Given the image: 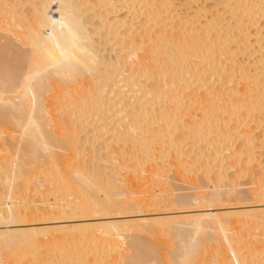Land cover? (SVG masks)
I'll return each mask as SVG.
<instances>
[{"label":"bare ground","instance_id":"bare-ground-1","mask_svg":"<svg viewBox=\"0 0 264 264\" xmlns=\"http://www.w3.org/2000/svg\"><path fill=\"white\" fill-rule=\"evenodd\" d=\"M174 1L175 0H0V121H3V122H0V123H3L0 126L3 127V125H5L4 121L5 122L7 121L6 124L8 122L10 124L11 121H12L11 122L12 124L14 121L15 127L13 126V124L12 126L11 125L10 126L12 128L14 127L13 129L16 128L15 130H17L16 133L18 134L17 139L19 140L18 143H16L17 151L14 152L13 149H11L13 151V156L11 155V153H9L12 156V159H11V156L10 158L8 157L9 155L7 153L10 149L9 150H7L8 148L5 149V151L7 150V152L3 150L5 152L4 154L8 158L5 157V155L1 156V154H3L2 153L3 151L2 149L0 150L1 160L3 158L9 159V160L3 159L5 162L7 161L6 164H3L4 163L3 160H2L3 163L0 162L1 166L4 165L3 167H0V171L2 174H5L4 175L5 177L3 176L4 179L0 177V181L2 182V183L0 182V185L3 184L5 186V189L8 188L9 190L8 192H11V189H12L11 187L14 186L13 182H19V180L20 181L24 180L26 176L30 175L29 176L30 179H28L29 184H30V181L32 180L34 176L37 181V179L39 178L38 174L40 173L39 175H41L42 173L41 175L42 180L41 178L39 179L42 182L43 180H45V182L43 183L46 186L45 187L46 190H48L49 188L50 190L49 194L53 192L57 193V195L61 193L63 194L65 190L68 191L67 190V184H68L73 188V190L77 189L78 191L77 193L78 195L76 194V196H80V197H77V200H79V204H80L79 209H81L80 211L82 214L85 213V216L88 215V217L90 215H96V214L109 215L106 217L108 219L106 221H103V222L100 221V223L97 222V224L96 222H92L91 224L85 225V228L89 227L87 228L88 229L87 231H89V233H85V235L83 233L84 237L82 235V238H81L82 241L80 238H78L79 240L77 241V243L73 241L75 238H77L75 236H78L79 234L78 232H80L79 235H81L82 231L80 230H84V227H83L84 225L80 226L77 224L76 225L78 227L72 225L73 226L72 228L78 231L76 232L78 234H76L72 238L73 240L71 239L73 243L71 242V240H69L70 243L67 242L69 238L66 240L65 239L63 240V242H65V244L68 246L60 248L61 245L60 246L59 244L58 246L55 245L53 243L54 240L51 241L52 239L51 240L49 239V241H46L48 242V244L49 243L52 244L51 252H50L51 255H49L48 253V255L50 256L48 257L47 254H44L45 253L44 250L46 249L44 245L45 242H44L43 237L41 238L40 236H44V232L46 233V231L48 230H54L56 232L58 230L60 231L61 229L62 230L65 229L66 226L60 227L62 225L55 226V227H53V225L49 226V224L51 223L50 220L53 221L56 219L73 216L74 214H72L71 211H75L78 208L75 209L72 206L73 204L71 203L72 200L71 202H69L70 203L69 205H71L73 208L71 209L70 207H67V205H66L67 208H64V205L67 203H65L64 205L62 204V198H60V197H63L61 196L62 194L60 195V197L58 196V198H53L52 200L49 199L45 201L46 200L45 192L47 193L49 190L48 191L42 190L43 193H41L40 192L41 188L40 190H37L36 193L39 191L41 193L40 194L38 192L40 196L44 194L43 198L45 202L51 201L46 204V205L50 204V207L48 205L49 209L46 212L39 213L37 211L40 209L36 210L35 209L36 207L31 208L33 206V202H35V200L33 199H32L33 201H30V200L27 201V205H26V202H24L23 204L22 203L20 204V202L16 201L18 199L15 200V198L16 197L20 198V194L24 195V197L26 196L25 194L26 192H28V190L27 191L23 190L25 192L24 194L22 193L23 191L21 193L19 192L20 190H22V187L24 188L28 186L26 185L27 184L26 181L28 178L27 177L25 178L24 182L23 181L20 182L21 184L26 183L25 185H22V186L20 185L21 188L20 187L15 188V190L16 189L17 190L16 191L13 190L10 193V196H12V198L10 200L8 199L9 202L5 200L6 202L4 201V203L0 204V256L2 254L1 257H5L4 254H6V257L8 258V260L6 259L7 261L4 262V264H45L44 262L46 261H47L46 264H90V262H92L91 261L92 258H90L91 260L86 259L84 258V254H87V253L89 254L90 252L93 256L96 254V252H99L102 250H103L102 252L104 253V248L108 247L107 243L106 244L104 243L107 242V239L110 236L108 238H105L103 236L105 239L102 237V241L99 242L100 238L97 237V235H95L96 232L95 233L92 232L91 230L92 227L97 226V225L99 226L102 225V226H105V228L103 227L104 230L108 231V229L111 228V227L109 228V226H113L117 223L115 222L113 218L117 217V215L119 216L118 213L120 212L127 213L128 211L132 210L130 208L134 206V205L132 206L126 203L122 199H119V200L116 199L118 197L119 198L122 197L118 193L119 191L118 189L120 188L119 186H121L122 188L126 187L128 189L131 188L135 184L134 181L138 180L139 175L141 176L142 174L149 175L150 178L147 177L146 179L149 184L150 183L160 184L161 183L160 180H162L161 178H163L165 181L166 176L162 175V173L164 172V169L168 168V166L167 168H163L161 167L162 166L161 161L148 163L146 160L148 158L149 159L158 158L160 155L164 154V152L167 151L168 148H170L171 151L173 150L176 156L175 161L173 162L170 160L168 165L169 167H171L174 164L177 167L176 172L175 171L174 172L178 173L179 175L181 174L182 170H185L187 167H190L197 160V159L195 161L193 160L191 163H190L191 161L190 160L189 161L190 164L188 162L184 163L185 159H182L183 157L182 155H184L185 152L182 150L183 148L181 146H180L181 147L180 149L179 144L182 145L181 137L185 138V136L177 135L178 137H174L175 135L173 136V130H172L173 127L170 128L169 126L171 125L170 123L173 122V120L174 122L177 121L176 117H179V114L181 112V107L179 108L180 103H185L184 100L186 99L182 98V96L184 95L182 94V92L184 91L185 88H189V89L192 88L191 92L195 94V96L197 95L196 97L194 96L195 98H197L200 95V93L197 92V89L201 88L202 85L206 84L207 83L206 81L210 79V77L212 78L214 75L216 76V74L218 76L219 75L218 73L220 70H223L224 73L228 71L227 76L226 75L223 76L225 77V81L224 82L218 81L219 84L217 82V85H218L216 86L217 88L212 90L214 91L213 97L212 95H210L212 94V92L211 93L209 92L210 93L209 96H211V98L209 96H208L209 98L207 97L205 98L203 94H205L206 96L208 94L201 93L202 94L201 96H203L201 97L202 99L198 97L197 99L194 100L192 98L193 94L190 91H189L190 92L189 96L186 94L187 99L188 97L191 96V98H189L190 100L192 99L196 101L197 103L198 102L200 103V101L205 102L204 110L202 111V115L199 117L200 118L199 121L203 125L199 121L197 122L192 121L188 124L185 122L186 125H183L184 126L183 129L186 128V132L187 130L188 131L190 130L192 132L191 133L189 131L191 133L190 134L191 137L193 139L195 137L194 142L191 140L194 144L199 143V142L202 144L205 142L206 145L210 144L212 140L214 139H211V141H209L210 140L209 133L216 134L217 131L225 132L223 134H225L229 138V135L227 134L235 130V128H233L234 125L233 127L231 126L232 128L225 126L224 125L225 122L223 120L224 118L221 117V114L225 112L227 115H232L234 117L237 116L238 113L236 114V109H235L236 107L234 106L237 103V101L240 100L235 96L237 94H242L244 92L242 95H244L247 99L245 100L244 99L245 97H244L243 98L244 101L243 99L241 100L243 102L246 101L245 102L246 105H244L243 103L245 109L248 108L247 112H249L251 115L257 112V115H255V117L260 116V118L255 119V121L257 120L256 124L257 123L259 124V122L261 123L262 120H264V115L262 116L263 113L260 115V112L264 106V46H263L264 43H261V40H263L264 38V31L261 30V28H264V0H213L212 1L213 3L212 5H210V8L213 6L214 8L213 7L212 8L214 10L216 7L215 11H212V8L210 9L209 7H207L206 9L205 5L207 4L203 6V3L200 0L198 1L197 0H182L183 4L185 3L184 5H188L191 2L193 3L196 1H197L196 4L199 3L198 6H196V4L195 6H193V7H196L194 10L191 8L193 10L191 11L192 13L190 12L187 13V11L184 10L186 12L185 13L183 12V9H182V13L185 14L184 16L182 15V13H180L181 11L178 12L179 11L178 9L176 11V7L179 3L174 2ZM86 3L87 4L90 3L91 5H93V7L95 5L97 6L99 5L100 8L103 7L102 9H104V14L107 16L109 13L113 12L115 14V12L123 8L127 9V10H124V13L125 12L127 13L128 11V14H129V11L132 9V12L130 11L131 18L130 20L126 19V21H122V20L120 21L122 17L124 19L126 17V15H123L122 13V17L119 15L118 17L119 18L121 17V18L118 20L115 19L117 17L114 18L113 16V18L112 17L111 18L113 20L115 19V21H113L111 18L109 19H111L112 22H110L108 18L106 19V21H102V20H105L104 19L105 17L101 20L100 13L98 12L99 13L98 14L96 10H95L96 11L95 14H92V15L90 14L91 16L88 14H85L87 10H90L92 8L91 5L84 8L87 5ZM83 5L85 6L81 7ZM184 5L182 6L184 7ZM188 6H191V5H188ZM218 6L219 7L222 6L223 8H226L225 10L229 12L228 14H230L229 15L230 17L226 19L220 13L218 14L217 12L218 11L220 12V8ZM137 7L138 9H136ZM98 8H93V9H98ZM209 9L210 11L213 12V13L211 12V15L209 11L207 12L205 11ZM100 11H103V10H100ZM174 11L178 13L173 15L172 12ZM199 12L204 13L202 16H204L205 13L207 14L209 12L208 14L210 16L209 17L210 19L208 18L209 19L208 20L205 18L204 20H208V21H206V23L205 22L203 23L204 25H208L207 27L206 26L204 27L202 26V24H200L201 21L198 19L200 16L198 14ZM221 12L223 13V10ZM101 13L103 14V12ZM133 13L135 14L133 15ZM139 16L141 17L144 16V17L141 19ZM94 18H98V19H95L96 21H94ZM137 18H140L141 20L139 21ZM99 19L101 20V22ZM136 19L138 22H135V21L133 22V20H136ZM229 19H231L230 21H233L231 22V24L229 22ZM243 19H246V21L248 22V25L246 21H243ZM98 20L100 23H97L96 25L95 23L98 22ZM211 22H213V24H211ZM244 22L246 23V25ZM135 23H137L136 28H134ZM156 26H158V28H155ZM214 26L216 27L215 29H217V31L214 30ZM223 26L226 29L223 28L224 30H222L221 32V27ZM248 26L250 27L253 26L252 28L253 30L250 29V31L252 30V36H254V38L252 37L253 38V40H251L252 42L248 39L250 31L247 33L248 35L245 33L247 29L249 28ZM211 29L212 31L214 30L216 32L215 33H212V31L210 32ZM96 31L97 32L99 31L98 33H100V37L99 39L94 40L92 35L93 34L96 35ZM231 35H233V37ZM234 36L235 38L237 37L239 38V39L237 38V41H235L234 39L232 41L233 44L234 42L237 43L236 45L240 44L239 48L238 46L236 47V49L238 48L237 49L238 51L234 50L237 53L238 52L243 53V51H245L248 47L253 46L252 43L255 44L253 48L251 47L252 48L251 53H258V54L255 58H253L254 60L251 61L252 62L251 65L253 66L252 70H248V67L244 65L245 64L243 62L244 60L241 61L244 64L239 63V61L238 62L235 61L234 57L236 56L237 53L236 54L235 52L233 53L232 49H231L232 53L227 52L228 49L226 50L225 47L229 45L228 43H230L231 39L234 38ZM107 40L108 42H110V40L111 42L112 40H114L112 45L114 44L116 45V46L114 45L110 47L109 48L111 49L110 51L103 48L104 45L108 43ZM113 50L115 52L114 54L105 52V51L112 52ZM225 53H228L229 55L226 57L225 55H223ZM222 55L225 56L224 60L226 59L228 61L230 60L229 62H231V64L228 63L230 65H225V68L219 69L217 67V64L218 63L221 64L222 62H224V60L221 58ZM127 61H129V63ZM125 62H127L128 67H130V70L128 68V70L130 71L129 74H126L128 75L127 77L126 75L123 74L124 73L123 71L122 72L120 71V69L121 68L123 69V66H125L126 64ZM251 62H249L248 66L250 65ZM123 70L125 71V69ZM126 71H127V66H126ZM120 72H121V75H120ZM235 72H236V75L238 74V72H240L241 74L239 77L246 79L247 82L250 83L251 88L248 87L249 88L248 89L246 87L247 85L246 84L243 87L244 90L246 89L250 90L252 89V87L255 88L256 90L252 89V91L250 90V93L248 95H245L247 93L244 90L240 91L241 89L239 85L238 86L240 90L237 89L235 87L236 83L233 82V80L232 81L230 80L231 78L233 79L235 78L236 76ZM122 74L123 76H125V78H123ZM120 76H122V79L120 78ZM191 76L194 77L195 79L192 78L193 80H191L190 79ZM219 76H221V74ZM163 77L165 79L168 77L167 79L170 82V83L168 82L166 86H165V83H162L160 81L161 78ZM143 79L145 81H143ZM215 79H217V77H215ZM147 80L151 81V83L150 82L147 83ZM194 80L196 82H194ZM198 80H200V83ZM197 81L199 85L196 84ZM234 81L236 80L234 79ZM163 82H165V80ZM193 82H194V86L192 85ZM208 82L210 83V81ZM213 82L215 81L213 80ZM225 82L226 83L232 82V83H235V85L233 84V87L231 88L227 86L226 88L225 87L223 88V85L225 84ZM119 83H122V84H119ZM181 83L182 85H180ZM127 84L130 85L129 86L130 89L134 87L133 85H135V87L132 88V92L133 94H135L134 97H132V99L134 100L130 99V97L128 96L130 94L123 95V93L125 92V89H123L122 86L126 87ZM160 84H162L163 88L161 87ZM211 86L214 87V83H212L210 87ZM129 87H127L128 93L132 94V92H130L129 90ZM120 88H122L124 92ZM227 88L232 89L233 92L232 91L230 92V89L229 91L228 90L224 91V89H227ZM253 90H255L254 93H253ZM121 91H122V95H120ZM227 91L229 93L228 95L226 94ZM43 93L44 95H42ZM230 93L235 94L233 96H235L236 98L233 97ZM178 96H181V97L178 98ZM43 97H44V100H42ZM164 97H167V98H164ZM162 98L166 102L169 101L170 106L172 104L174 106L176 105L178 106L177 109H175L176 110L175 112L173 109L174 113H172L171 111L172 108L171 110H168V109L160 107L159 105H158L159 107H156L155 109L152 108V105L155 106L154 103L158 104L159 101L161 102L163 100ZM36 99L38 100L41 99V100L39 103H37ZM241 100L240 102H242ZM245 109L243 110L245 111ZM245 113L246 111L244 112V114ZM238 116L241 117V114ZM245 116H248V115H242V117H245ZM67 118L70 119L71 122H69ZM86 118H91L93 121H96V122L100 121L99 124H97V126L92 127L93 133L96 134L97 132L102 131L103 132V134H101L102 136H104L105 134H108L104 138H102L100 135L99 136L101 138L100 140L98 139L94 140L97 137L95 135L94 138L92 139V142L95 141L94 145H93L94 142L93 143L89 142L87 144L85 142L86 139H84L83 138L84 136L82 135L80 136H82L83 138L82 140L84 141L80 140L81 137H79L78 135L77 125L79 126L80 124H77V122L81 123L82 122L81 120L86 119ZM45 119L46 121H48L47 123L44 121ZM86 120H89V119H86ZM162 120H165L167 122L163 123ZM220 120H223V121L219 122ZM63 121L66 122V123L64 122L65 125L63 124ZM121 121H124V122H121ZM245 121L247 123V120ZM44 122L47 125L49 123L51 126L50 127L51 129L49 130L51 132H48V130H46L49 137L50 138L52 137L51 141H53V138H55L54 140H56L58 144L60 142H65L63 140H66V142L68 139L72 141V142L71 141L69 142L68 140L67 142V143H70L68 146L70 147L69 152L71 151L70 152L71 157L70 156L69 157L72 158L71 161L75 160L74 161L75 164L73 162H70L74 164L72 167H71V164L69 163L70 159L68 158H67V161H68L67 164H66V160L65 161L63 160L64 162H62L61 164L62 167L59 166L61 169L63 168V166H65L64 167L65 169L63 168L62 171L58 166L57 167L59 169H57V167L55 166L56 164L53 163L54 161H57L59 158L57 160L52 161L53 159H56L54 155L56 151L54 152L52 150V147H53L52 143H54L55 141L49 144L50 142V141L48 142L49 137L47 138L46 136L47 134L44 133L45 132ZM125 122H130V123L127 124ZM240 122L241 124H243L244 123L243 119ZM240 122L238 126H242L241 127L242 132L239 130L240 133L239 132H236V133L243 137V138L241 137L242 138L241 146L242 148L244 147L243 148L244 150L236 149L237 150L236 151L235 149H232L234 153L229 154V155L235 156V153H236L237 156L238 154H240L239 156H241L242 152L250 153L252 150L251 148L253 146H251L252 144L250 143V138H249L250 133L248 134L249 132L248 130L250 128L249 129L244 128L243 125H240ZM122 123L123 124L125 123L127 125L125 124L123 125ZM160 123H163V124H160ZM9 124L8 126L6 125V127L9 128L8 130H10V134H13L15 131L13 129H10L11 127L9 126ZM237 124L238 123L236 122V127L239 129L240 127H238ZM218 125L222 126V129L218 130L217 129ZM2 127H0V130L2 129V131H0V133H2L0 134L1 136L5 135L6 133H9V131L5 132L3 130L5 127L3 128ZM93 128L95 129L93 130ZM11 130H13L14 132ZM261 130L263 132L260 134V136L264 134V130L263 129ZM61 134L62 136L59 137V135ZM159 137L161 138L162 141L160 140ZM163 140H167L166 141L167 143L165 142L164 148L163 146H160L162 144V143L160 144V141L163 142ZM127 141L130 142L131 144L130 146H126L128 145L126 144ZM155 141L156 142L158 141V144H160L159 146L161 148L160 147L158 148L157 145H154L153 147H151V151L148 152L149 146L153 144ZM84 142L86 144H84ZM213 143H216L215 145L218 144L217 140H214ZM229 145L230 144H228L227 148H229ZM195 146L197 147V149L199 148L201 151L200 152L198 150L196 154L197 155L196 158L201 159L204 165H208V168L212 167L210 169L212 172L214 168L217 169V171L215 170L216 172L214 173H217L218 177L216 176V174L214 175V177H217L219 179V175L221 176L220 174L221 171L219 172L220 169L218 170V167L221 165L222 160L226 157V155L222 154L221 146L215 147L214 150L212 149L213 150L212 152L215 153V155H213L212 153L211 157L209 155H206L209 152L206 153L207 151L205 152L204 147L201 148V147H198L197 145ZM11 150L9 152H12ZM41 151L42 152L44 151L43 152L44 154H42ZM84 151H86L87 153L84 154L85 153ZM26 152L27 154L28 153L30 154V156L28 154V158H30L31 163L38 160L37 162L41 164L38 165V163L36 162L37 167L40 166L41 168L42 166H44L41 169L39 168L40 171L38 170V168L34 169V167H36L35 163L32 164L33 168L31 167V164L29 163V161H27L28 158L26 159V162L28 163H25V160L22 159L23 155L27 157ZM38 152H41V156H39L40 154ZM36 153L39 155L37 156ZM138 154L142 156L135 157ZM187 155L188 154H185L184 156H187ZM32 156H35L36 158L40 157V161L43 157L44 163H43V160L40 162L39 159H36L35 157H32ZM188 156L191 157V155H188ZM239 156L237 158L236 157L234 158V160H236L234 162H238L242 160L241 159L242 157L240 158ZM129 157L130 158L135 157L136 160L128 165L124 164L125 161L129 159ZM83 158L84 160H81ZM85 158H86V161H85ZM23 163L26 165L28 164L26 168L30 167L32 170L30 168L28 169H30L31 171H33L34 169L36 172L34 171L33 173H27L28 169L26 168L25 169L27 170V172H24L26 170L23 169V167H25ZM63 163H65L66 165ZM187 164H189L190 166ZM66 167L67 169H70V171L66 170ZM126 169L128 170L126 171ZM30 170L29 172H31ZM203 170L205 169L203 168ZM211 171H209L208 173H210ZM17 174L18 175L22 174L20 175V177L22 176L21 177L22 179H20L19 177V180L16 181L18 179ZM31 174H33L34 176L31 177L32 176ZM23 175H26V176L23 178ZM117 175L118 177L119 175H122L125 178L122 181H119V179H117L118 177H116ZM0 176L2 175L0 174ZM43 176H44V179H43ZM135 177L137 178L136 180H134ZM35 178L33 179L35 180ZM39 179L38 181H40ZM4 180L5 181L9 180V182H7V185L4 183L5 182ZM118 181L120 182L119 185L114 183ZM33 182L36 183L35 181ZM166 182H163L162 185L166 184ZM40 183L39 184L36 183L33 185L38 187ZM18 184L16 183V185ZM113 184H115V186ZM166 185L168 186V184ZM128 186H131V187H128ZM133 188L130 190H133ZM200 188L198 190H200ZM211 188L209 187V189ZM214 190L212 189V191ZM13 192H15L16 197L14 196ZM130 192L136 193L135 190L130 191ZM205 192L203 190L202 193H199L200 195L199 197H197L198 198L197 202L199 203V204L197 203L198 206H200L202 203H205L208 206L212 204V202L215 203L219 201L220 198L215 199L216 196H214V194L216 192L214 193H211L209 191L207 193ZM256 192H255L256 196L257 195L259 196L258 199H261L260 197L262 196V194H264L263 188L259 189L258 191L256 190ZM69 193H71V190ZM5 194H6L5 195L6 197L7 193ZM136 195L138 194H134V196ZM7 197L10 198L9 196ZM24 197H21V198L23 199ZM187 198L188 197H185V198L182 197V198L177 199V206H186V205L189 206V204H191L192 206L193 201ZM23 200L20 199L19 201L23 202ZM133 201L135 200L133 199ZM28 203H31L32 206L30 205L31 206L30 207ZM194 203L195 202H193V204ZM28 206L31 208L30 213L27 212ZM113 206H117V208H111ZM68 208H70L71 211L66 210ZM133 208L137 209L136 207H133ZM139 208H140V211H142L140 205H139ZM228 212L227 213L229 215L231 211H228ZM233 213L234 211H232L231 214L233 215ZM240 213H242V216H243V212H240ZM256 213L257 212H253V213L249 212V213L244 214V216H247V217L249 215L254 216V214L255 215L258 214ZM221 214H218L217 212H211V211L204 209L203 211H201V213L193 215V217L190 216V219L188 218L189 220L187 219V221H191L192 219H194L192 220L194 221L193 223L188 222L189 224H194V227H192L194 229V232H190L193 229H190V230L188 229L187 231L190 232L191 234L196 233L201 229L202 223L210 221L211 227L212 225L217 226L216 228L217 234H219L220 232V236L222 235L223 237V238L222 237L220 238L222 240H225L229 244V241H231L232 239L230 240V238L227 236L228 233L226 235L225 229L223 228V225H222V223L224 222L222 221L221 223V220H220L222 219ZM234 214L239 215L236 212ZM263 215H264V212H263ZM223 218L225 219V217ZM147 219L148 217L145 220L150 223L149 226L152 227L154 226L152 224H155V225L157 224V226H155L156 228H158V224L159 226L161 224L165 226L166 224H169L173 221L174 223L178 224V226L172 223L175 225V227H172V228L174 229L178 228V230H179V227L181 226V225L179 226V224L182 222V216L180 218L177 215L176 216L168 215L162 218L152 217V219L151 218L148 220ZM179 219H180V223H178ZM32 220L34 221L27 223V221H32ZM40 220L42 221L44 220L46 222H42ZM123 220L124 219H122V222H124ZM137 220L142 221L143 219L142 220L137 219ZM185 220H183L182 224H187L185 223ZM126 222L128 223V219L126 220ZM30 223H33V224L47 223V224H45L44 226L36 227V226H32ZM170 225L171 224H169V226ZM117 226L119 227L120 225L118 224ZM114 228H116V225ZM152 228H150V230L153 231ZM181 228L183 227H180V229ZM202 229L204 228L202 227ZM121 230L122 229H120V231ZM118 231L116 233H118ZM181 231H178L179 235ZM53 232H49V233L51 234ZM139 232L141 231L139 230ZM212 233H209V234L211 235ZM115 235L118 236L117 234ZM182 235L183 234H181L180 236L181 237L186 236V235L185 236L184 235L182 236ZM112 236H114V234L111 235V238ZM206 236H208V234H206ZM192 237L194 236L191 235L187 237L186 241L181 240L182 243L181 242L179 243L181 248L185 250L186 252L185 255L191 254L193 252L192 245H194L193 242L196 240V238L193 239ZM215 238L216 237L214 236V239ZM84 239H86L87 241ZM208 239L210 240L211 238H208ZM236 239H239V238H236ZM202 240L204 239L202 238ZM241 241L242 240H240V244L242 245ZM174 242H176V239ZM210 242L208 241V243ZM144 243L142 244L144 245ZM216 245H218V243ZM228 246H229L228 249H230L229 251L232 255L231 257H233L235 260V261L233 260L232 261L236 262V264H239L240 261L238 262V260L240 259H238L237 254H235L234 252L236 248L233 250L230 245ZM135 248L137 247L135 246ZM152 248L151 250H153ZM140 249L138 248V250ZM84 250H87L85 251L87 253H85ZM179 252L180 251H178V253ZM185 255L183 256L185 257ZM120 256L124 257L126 256V253L125 255H123L122 252L121 253L119 252V257ZM44 257H46V259L47 258L49 259L46 260L44 259ZM96 257H98V254ZM127 257L130 258L132 256L128 255ZM136 257L134 256L130 259H132V261L135 259H139V257L138 258ZM142 257L143 259H145L146 256L145 257L140 256L141 260H143ZM179 257L182 258L181 256ZM242 257L244 256L242 255ZM148 258L150 257L148 256L147 259ZM152 258H155V256ZM186 258L188 259V256ZM225 258H222V259H225ZM130 259H128V261ZM156 259H158V257ZM176 259H178V257L175 258V260ZM178 260H181V259H178ZM189 260H190V256H189ZM243 260L244 259L242 258L241 261L243 262ZM149 262H152V261H149ZM222 263H225V262H222ZM243 263H245V261ZM140 264H142V261Z\"/></svg>","mask_w":264,"mask_h":264},{"label":"rangeland","instance_id":"rangeland-1","mask_svg":"<svg viewBox=\"0 0 264 264\" xmlns=\"http://www.w3.org/2000/svg\"><path fill=\"white\" fill-rule=\"evenodd\" d=\"M198 1V0H197ZM197 1L196 2H191L190 4H188V5H191V6H188V5H184L183 4V1L182 0H175L174 2H178L179 4L177 5V7H176V11H177V9L179 10L178 12H180V13H182V9H183V12H185V11H187V13L188 12H190V13H192L191 11H193L196 7H193V6H195V4L197 3ZM202 3H203V6L205 5V4H207V5H205L206 7V9H207V7H209L210 8V5H212V1L213 0H200ZM210 2V3H209ZM202 3H201V5H202ZM87 4V3H86ZM85 4V5H86ZM199 4V3H198ZM198 4H196V6H198ZM85 5H83V6H81V7H84ZM89 5H91L90 3L89 4H87L84 8H86V7H88ZM182 5H184V7L182 6ZM92 6V8L90 9V10H87L86 11V13L85 14H88V15H92V14H95L96 13V11H97V13L99 12L100 13V18H101V20L104 18L105 20H102V21H106V19L108 18V20L110 21V22H112V18H113V16H114V18L115 17H117V18H115L116 20H118V19H120L121 17H122V13H123V15H126V17H125V19L123 18H121L120 19V21L122 20V21H126V19H128V20H130V18H131V12H132V9L129 11V14H128V11H127V13L125 12L124 13V10H127V9H120L119 7V9L120 10H118L117 12H115V14L112 12V13H109L108 14V16L107 15H105L104 14V9H102L103 7H99V5L97 6V5H95L94 7H93V5H91ZM90 6V7H91ZM179 6H181V7H179ZM100 9H99V8ZM190 7V8H189ZM213 7V6H212ZM211 7V8H212ZM219 7V6H218ZM217 7V8H218ZM93 8H98V9H93ZM117 8V7H116ZM193 10H192V9ZM210 8V9H211ZM214 8V7H213ZM213 8H212V11H215V9H216V7H215V9L213 10ZM220 8V12L218 11H216L218 14L220 13L222 16H224V18H229L230 16V14H228L229 12L227 11V10H225L226 8H223L222 6L221 7H219ZM218 8V9H219ZM222 8V9H221ZM136 9H138V7L136 8ZM181 9V10H180ZM210 9L209 10H205L206 12L207 11H209L210 12V15H211V12L212 11H210ZM96 10V11H95ZM100 10H103V11H100ZM185 10V11H184ZM223 10V13L221 12ZM176 11H174V12H172L173 13V15H175L176 13H178V12H176ZM89 12H91V13H89ZM101 12H103V14L101 13ZM136 12H138V11H136ZM208 12V13H209ZM98 13V14H99ZM172 13H171V15H172ZM179 13V14H180ZM186 13V12H185ZM206 14L205 13V17L204 16H202L204 13H198L200 16H199V20L201 21V23L200 24H202V26H208V25H204L203 23L205 22L206 23V21H208L210 18V16H209V14ZM213 13V12H212ZM127 14H128V16H130V17H128L127 16ZM135 13H133V15H134ZM136 14H138V13H136ZM224 14V15H223ZM90 15V16H91ZM109 15H110V17H109ZM121 16L120 18L118 17V16ZM132 15V16H133ZM182 15L184 16L185 14H183L182 13ZM112 17V18H111ZM141 19L144 17V16H139ZM109 18H111V19H109ZM140 18H137L139 21L141 20ZM208 19V20H204V19ZM95 19H98V18H94V21H96ZM115 19L113 20V21H115ZM137 19L136 20H133V22L135 21V22H138L137 21ZM100 20V19H99ZM99 20H98V22H96L95 24L97 25V23H100L101 22V20H100V22H99ZM127 20V21H128ZM198 20V21H199ZM231 19H229V22H230V24H231V22H233V21H230ZM93 21V20H92ZM203 21V22H202ZM243 21H246V19H243ZM247 22V21H246ZM245 23V22H244ZM137 23H135V26H134V28H136V25ZM211 24H213V22H211ZM224 24V23H223ZM195 25H197V24H195ZM245 25H246V23H245ZM244 25V26H245ZM247 25H248V22H247ZM159 26V25H158ZM158 26H156L155 28H158ZM249 28L247 29V31L245 32L246 34L250 31V29H252L253 28V26L252 27H250V26H248ZM216 27L214 26V30H216L217 31V29H215ZM223 28H225L224 26L223 27H221V32H222V30H224ZM226 29V28H225ZM119 30H121V29H119ZM212 31V29L210 30V32L212 31V33H215L216 31ZM253 30V29H252ZM252 30L249 32L250 34H249V37L251 38H249L248 37V39L251 41V40H253V38H254V36H252ZM261 30L262 31H264V28H261ZM99 32V31H98ZM97 31H96V35L95 34H93L92 36H93V39L95 40V39H99V37H100V33H98ZM225 32V31H224ZM97 33H98V35H97ZM248 35V34H247ZM232 37H233V35H231ZM253 37V38H252ZM238 38V37H237ZM237 38H235V36H234V38H232L231 39V41H230V43H228L229 45L228 46H226L225 48H226V50H227V52H229V53H232V50H233V53L235 52V54L237 53L236 51H238L237 49L240 47V44H238V45H236L237 43L236 42H234V44L232 43V41H233V39L235 40V41H237ZM107 39V38H106ZM239 39V38H238ZM264 41V38H263V40H261V43H264L263 42ZM107 42H108V40H107ZM114 42V40H112V42H111V40H110V42H108V43H106V45H104V49H106V50H111V49H109L110 47H112V46H114V45H112V43ZM252 42V41H251ZM17 43V42H16ZM111 44V46H110V44ZM252 45L253 46H251L252 48L255 46V44H253L252 43ZM109 46V47H108ZM116 46V45H115ZM235 46V47H234ZM238 46V48L236 49V47ZM264 46V45H263ZM251 47H248L245 51H243V53H237L236 54V56L234 57V59H235V61H239V63H242L241 61H243L244 63H242V64H244L245 66H247L248 67V70H252V68H253V66L251 65L252 64V60H254L253 58H255L256 56H257V54L258 53H251L252 52V48ZM233 48H235V49H233ZM232 49V50H231ZM126 50V49H125ZM124 50V51H125ZM231 50V51H230ZM234 50H236V51H234ZM109 51H105L106 53L108 52V53H115L114 52V50L112 51V52H109ZM103 53V52H102ZM249 56H248V55ZM223 55H225L226 57L229 55L228 53H225V54H223ZM221 56V58L224 60L225 58V56ZM255 55V56H254ZM112 56V55H111ZM246 57H247V59H246ZM129 60H131V59H129ZM227 60V59H226ZM226 60H224V62H222L221 64L220 63H218L217 64V67L219 68V69H223V68H225V65H230L231 64V62H229L228 60L226 61ZM226 61V62H225ZM128 63H129V61H127ZM127 62H125L124 64H125V66H123V69H125V71L121 68L120 69V71L122 72H124L123 74L124 75H126V74H129V70H130V67H128V65H127ZM249 62H251L250 63V65L248 66V64H249ZM227 63V64H226ZM228 63H230V64H228ZM247 64V65H246ZM126 66H127V71H126ZM128 68H129V70H128ZM226 68H227V66H226ZM87 69V68H86ZM121 72H120V75H121ZM228 72V71H227ZM227 72L226 73H224V71L223 70H220L219 71V75L221 74V76H217V74H216V76L214 75L212 78L210 77V79H208L206 82V84H204V85H202L201 86V88H199V89H197V92L198 93H200V95L198 96L200 99H202L201 97H207V98H211V96H209V94L212 92V94H210V95H212V97H213V92L214 91H212V90H214L215 88H217L216 86H218L217 85V82L219 81H221V82H224L225 81V77H223V76H227ZM237 72V71H236ZM236 72H235V75H236ZM223 73V74H222ZM123 74H122V76H123ZM240 72H238V74L235 76V80L236 81H234V79L233 78H231L230 80L232 81L233 80V82H235L236 83V85H235V83H230V82H228V83H226L225 82V84L223 85V88L225 87L226 88V86L227 87H233V84L235 85V87L237 88V89H239V86H240V91H242V90H244V86L246 85V87L248 88V87H250V83H248L247 82V80L246 79H244V78H240L239 76H240ZM234 75V74H233ZM119 76V75H118ZM122 76H120V78L122 79ZM128 75H126V77H127ZM215 77H217V79H215ZM221 78V80H220V78ZM234 77V76H233ZM236 77H237V79H236ZM239 77V78H238ZM123 78H125V76H123ZM168 78V77H167ZM165 79L164 77L163 78H161V82L162 83H165V86L168 84V82H169V80L168 79ZM195 79L194 77H190V79L191 80H193V79ZM207 78H209V77H207ZM219 78V79H218ZM222 78H224V79H222ZM150 80V79H149ZM149 80H147V83H151V81H149ZM165 80V82H163ZM167 80V81H166ZM213 80L215 81V82H213ZM217 80V81H216ZM229 80V79H228ZM143 81H145L144 79H143ZM159 81V82H160ZM199 81V83H200V80H198ZM198 81H197V85H199V83H198ZM208 81H210V83L208 82ZM122 82H124V81H122ZM158 82V83H159ZM160 82V83H161ZM167 82V83H166ZM194 82H196L195 80H194ZM194 82H193V86H194ZM214 83V87H210V85L212 84V83ZM219 82H218V84H219ZM127 83V82H126ZM146 83V82H145ZM170 83V82H169ZM238 83V84H237ZM119 84H122V83H119ZM216 84V85H215ZM227 84V85H226ZM244 84V85H243ZM161 85V87H162V84H160ZM180 85H182V83L180 84ZM206 85V86H205ZM209 85V86H208ZM239 85V86H238ZM130 85L129 84H127V86L126 87H124V86H122V88L123 89H125V92H124V90H122V88H120L124 93H123V95L125 94H130V95H128L129 97H130V99L131 100H134V99H132V97H134V95L135 94H133V92H132V88H134L135 87V85H133L134 87H132V85H131V89H130V87H129ZM164 86V87H165ZM127 87H129V90H130V92H132V94L131 93H128V88ZM204 87V88H203ZM245 87V88H246ZM127 88V89H126ZM163 88V87H162ZM222 88V89H223ZM229 88V89H230ZM251 88V87H250ZM229 89L227 88V89H224V91L225 90H228L229 91ZM249 89V88H248ZM248 89H246V90H244L247 94H245V95H248L249 93H250V90L252 91V89H255V88H253L252 87V89H250V90H248ZM127 90V91H126ZM256 90V89H255ZM255 90H253V93H254V91ZM122 91H121V93H120V95H122ZM185 91H186V93H185ZM188 91V92H187ZM192 91V88L191 89H189V88H185L184 89V91L182 92V94H184L183 96H182V98H184V99H186V100H184L185 101V103H180V106H179V108L181 107V112H180V114H179V117H176V120L177 121H175L174 122V120H173V122H171L170 124L171 125H169L170 126V128H172V130H173V136L174 137H178L177 135H180V136H185V138H182L181 137V141H182V145H180L179 144V147L181 146L183 149V151L185 152V154H188V155H191V157H189L188 155L187 156H184V155H182L183 157H182V159H185L184 160V163H189V161H190V163L194 160H196L195 162H194V164H192L191 166L189 165V164H187V165H189L190 167H187L185 170H182L181 171V174L179 175L178 173H175L176 172V170H177V167L173 164V166H171V167H169V165H168V163L170 162V160L171 161H175V158H176V156H175V154H174V152H173V150L171 151L170 150V148H168L167 149V151H165L164 152V154H162V155H160L158 158H151V159H147L146 161L148 162V163H153V162H158V161H161L162 163V166L161 167H163V168H167V166H168V170L167 169H164V172L162 173V175H164V176H166L165 178V181H164V179L163 178H161L162 180H160V184H156V183H148L147 182V177H149V175H145V174H142L141 176L139 175V178H138V180H136L137 178L135 177L134 178V180H136V181H134V185L131 187V186H128V187H131V188H126V187H121V186H119L120 188L118 189V187H117V189L119 190H116V191H118V193H119V195L120 196H122V197H118V198H116V199H122V200H124L126 203H128V204H130V205H134L133 207H136L137 209H134L133 207L132 208H130V209H132V210H130V211H128L127 213L125 212V213H123V212H120V213H118L119 214V216L117 215V217H115V218H113L114 220H115V222H117L115 225H116V228L118 227L117 225L119 224L120 226L116 229V228H114L115 227V225H113V226H109V228L111 229H108V231H105L104 230V228H105V226H99V225H97V226H94V227H92V232L93 233H95V235H97V237H99L100 238V240H99V242L100 241H102V237L104 236L105 238H108L109 236V240L107 239V242H105V240H104V244H106L107 243V248H104V253L102 252V251H99V252H96V254L95 255H93L92 256V254L89 252V254L87 253V252H85V251H87V250H84V252L85 253H87V254H84V258H86V259H90V258H92V262H90V264H120V263H122V264H140L141 263V261H142V264H164V263H166V264H180V262H181V264H236V262H233V261H235L234 260V258L233 257H231L232 255H231V253H230V249H228L229 248V246L228 245H230L231 247H232V249L234 250L235 248V250H234V252H235V254H237V256H238V259H240V260H238V262H239V264H264V215H263V210H264V194H262V196L260 197L261 199H258V195L256 196V194H257V192H256V190L258 191L259 189H261V188H263V191H264V134H262V136H260V134L263 132L261 129H263L264 130V120H262V122L260 123L259 122V124H261V125H259L258 123L256 124V121H255V119H258V118H260V116L259 117H255V115H257V112H255V114H250L249 112H247L248 110V108L247 109H245V107H244V105H246V101L245 102H243L244 101V99L246 100L247 98L244 96V95H242V94H237V95H235V94H233V93H230L232 96L233 95H235L238 99H243L244 97V99H243V101L242 102H240V100L239 101H237V103L234 105L236 108V114H237V116L236 117H234V116H232V115H227L225 112L223 113V114H221V117L222 118H224L223 120H224V125L225 126H227V127H233V125H234V127L233 128H235V130H233V131H231V132H229V134H227V135H229V138L225 135V134H223V133H225V132H222V131H217V133L215 134V133H209V138H210V140L209 141H211V139H214V140H217V142H218V144L217 145H215L216 143H213V141L214 140H212V142L210 143V144H208V145H206V143L204 142L203 144H205V145H203L202 143H196V144H194L193 142H194V139H195V137H194V139L191 137V133L187 130V132H186V128H184L183 129V125H186V123L188 124V123H190V122H197V121H199V117L202 115V111L204 110V104H205V102H201L200 101V103L198 102H196V101H194L195 99H197V98H195L196 96H195V94H193L192 92V94H190V95H192V98L194 99V100H190L189 98H191V96L190 97H188V99H187V95L189 96V93ZM228 91L226 92V94L228 95L229 93H228ZM233 92V90L232 89H230V92ZM249 91V92H248ZM210 92V93H209ZM203 93H206V94H208L207 96L205 95V94H203V96H201ZM38 94H39V92H38ZM187 94V95H186ZM42 95H44V93L42 94ZM131 95H133V96H131ZM139 95V94H138ZM195 96V97H194ZM209 96V97H208ZM230 96V95H229ZM235 96H233V97H235ZM240 96H242V97H240ZM179 97H181V96H178V98ZM235 97V98H236ZM164 98H167V97H164ZM163 99V98H162ZM199 99V100H200ZM41 100V99H40ZM40 100H38V99H36V101H37V103H39L40 102ZM42 100H44V97H43V99ZM161 100V99H160ZM164 100V99H163ZM162 100V101H163ZM160 102L159 101V103L157 104V103H154V105L155 106H153L152 105V108L153 109H155L156 107H162V108H165V109H168V110H171V108H172V113H174L176 110L175 109H177V105L176 106H174L173 104L170 106V102L169 101H163V102ZM42 102V101H41ZM169 102V103H168ZM203 103V104H202ZM242 103V104H241ZM243 103H244V105H243ZM156 104H157V106H156ZM184 104V105H183ZM159 105V106H158ZM169 105V106H168ZM241 105V106H240ZM164 106V107H163ZM173 106H174V108H173ZM240 106V107H239ZM245 109V111H246V113L244 114V110L242 109ZM184 110H183V109ZM239 108V109H238ZM241 108V109H240ZM173 109H174V112H173ZM237 109H238V111H237ZM264 109V106H263V108H262V110ZM183 110V111H182ZM201 110V111H200ZM260 110H261V108H260ZM261 110V112H260V115L262 114V116L264 115V110L262 111ZM178 111V110H177ZM259 112V111H258ZM248 113V114H247ZM225 114V115H224ZM241 114V117L240 116H238V115H240ZM250 114V115H249ZM259 114V113H258ZM242 115H248V116H245V117H242ZM178 116V115H177ZM73 117V116H72ZM227 117V118H226ZM255 117V118H254ZM46 118V117H45ZM86 119H89V120H86ZM86 119H83V120H81L82 122L81 123H78L77 122V124H80L79 126L77 125V131H78V135H79V137H81L80 138V140H82L83 138L84 139H86V143L88 144L89 142H92V139L94 138V136L96 135L97 137L94 139V140H100L101 138L99 137L101 134H103V132L102 131H99V132H97L96 134L95 133H93L92 132V127H95V126H97V124H99V122L97 121H93L91 118H86ZM240 119V120H239ZM242 119H243V122L245 121V120H247V123H246V121L243 123V124H241V122L240 121H242ZM58 120V119H57ZM67 120H69V122H71V120L70 119H68L67 118ZM66 120V121H67ZM92 120V121H91ZM196 120V121H195ZM223 120H220L219 122H222ZM46 123L48 122V121H46V119L44 120ZM59 121V120H58ZM124 121H126V120H124ZM124 121H121V122H124ZM128 121V120H127ZM163 121V123H165V122H167V121H165V120H162ZM0 122H3V121H0ZM7 122V121H6ZM6 122L4 121V124L5 125H3V127H5V128H7L6 127V125L8 126V124H9V122L6 124ZM12 122V121H11ZM11 122H10V124H9V126L11 125L12 126V124H13V126H14V121H13V123L11 124ZM44 122V123H45ZM64 122L65 121H63V124H64ZM93 122V123H92ZM95 122V123H94ZM120 122V123H121ZM161 122V121H160ZM184 122V123H183ZM186 122V123H185ZM200 122V121H199ZM218 122V123H219ZM236 122L238 123L237 124V126L239 125V122H240V125H243V127L244 128H247V129H249L247 132H248V134L250 133V136H249V138H250V143L252 144L251 146H253L251 149V152L250 153H247V152H242V154H241V156H239L240 154H238V156L244 161H238V162H234V161H236V160H234V158L236 157H238L237 156V154L235 153V156H233V155H229V154H233L234 153V151L232 150V149H243L242 148V146H241V139L243 138L241 135H239V134H237L236 132H239L240 133V131L242 130V126H238V127H240L239 129L236 127ZM44 124V128H45V134H47L46 136H47V138L49 137V135H48V133L46 132V130H48V132H51V131H49L51 128V126H50V124L48 123V125L47 124ZM66 123V122H65ZM91 123V124H90ZM125 123H127V124H129L130 122H125ZM124 123V124H125ZM163 123H160V124H163ZM201 123V122H200ZM1 124H3V123H0V125ZM123 124V123H122ZM123 124V125H124ZM127 124H125V125H127ZM174 124V125H173ZM202 124V123H201ZM249 124V125H248ZM262 124H263V126H262ZM65 125V124H64ZM203 125V124H202ZM246 125V126H245ZM10 126V127H11ZM47 126V127H46ZM89 126V127H88ZM115 126V125H114ZM116 126H117V124H116ZM115 126V127H116ZM182 127V128H180V127ZM0 127H2V126H0ZM2 127V128H3ZM15 127V126H14ZM13 127V128H14ZM79 127V128H78ZM177 127V128H176ZM231 127V128H232ZM3 129L5 132H7V131H9V133H6L5 134V132H4V134L5 135H0V150L2 149V151L4 150L5 151V149H7V150H11V149H13V151L15 152V151H17V146H16V143H18V134L16 133V131L17 130H15V129H13L12 127L10 128V129H13V130H11V131H13L14 133H16V134H10V130H8L9 128H7V129ZM49 128V129H48ZM243 128V129H244ZM261 128V129H260ZM95 128H93V130H94ZM217 129L218 130H220V129H222V126H220V125H218L217 126ZM67 130H69V129H67ZM80 130V131H79ZM89 130V131H88ZM175 130V131H174ZM211 130H212V128H211ZM240 130V131H239ZM245 130V129H244ZM0 131H2V129L0 130ZM91 131V132H90ZM183 131V132H182ZM81 134H80V133ZM185 132V133H184ZM242 132V131H241ZM12 133V132H11ZM99 133V134H98ZM179 133V134H178ZM187 133V134H186ZM0 134H2V133H0ZM10 134V135H9ZM90 134V135H89ZM237 134V135H236ZM80 135H82V136H84L83 138H82V136H80ZM108 134H105L104 136H102L101 135V137L102 138H104V137H106ZM62 136V134L61 135H59V137H61ZM187 136V137H186ZM260 136V137H259ZM214 137V138H213ZM242 137V138H241ZM52 138V137H51ZM50 137H49V140L48 139H46V140H48V142H49V144H51L52 142H54V143H52L53 145V147H52V150L55 152V158L56 159H53L52 161H54V160H57L58 158V160L57 161H54L53 163L54 164H56L55 166L57 167H62V162H64L65 160H66V164H67V158L68 159H70L69 160V163L70 162H73L74 164H75V160H72L71 161V159L72 158H70L71 157V151L69 152V150H70V147L68 146L70 143H67L68 142V140H67V142H66V140H63V141H65L66 143H67V145H66V143L65 142H60L59 144H58V142L56 141V140H54L55 138H53V141H51L52 139H51ZM160 138V137H159ZM165 138V137H164ZM188 138V139H187ZM3 139V140H2ZM10 139V140H9ZM71 139H73V138H71ZM91 139V140H90ZM166 139V138H165ZM190 139V140H189ZM227 139V140H226ZM73 140H75V139H73ZM159 140V139H158ZM160 140H161V138H160ZM185 140V141H184ZM193 142H192V141ZM71 140H69V142H70ZM82 141H84V140H82ZM130 141V140H129ZM129 141H127V143L126 144H128V145H126V146H130L131 144H130V142ZM162 141V140H161ZM160 141V144H158V141L156 142H154L153 144H151L150 146H149V149H148V152H150L151 151V147H153L154 145H157L158 146V148L160 147V146H163V148L165 147L164 145H165V142L167 141V140H163V142H161ZM5 142V143H4ZM72 142V141H71ZM84 142V144H86ZM94 142V143H93ZM92 143H93V145L95 144V141H93ZM96 142H98V141H96ZM167 143V142H166ZM192 144V145H190V144ZM10 144V145H9ZM49 144H48V146H49ZM63 144V145H62ZM73 144V143H72ZM187 144V145H186ZM228 144H230L229 145V148H227V146H228ZM8 145V146H7ZM60 145H62V146H60ZM66 147H65V146ZM160 145V146H159ZM195 145H197L198 147H201V148H203L204 147V149H205V152L206 153H208V154H206V155H209L210 157L212 156V151L215 149V147H217V146H221V150H222V154H224V155H226V157L222 160V163H221V165L218 167V170H219V172H220V174H221V176L219 175V179L217 178L218 176H217V173H214V172H216L217 171V169H215L214 168V170H213V172L210 170L212 167H209L208 168V165H204V163H203V161L201 160V159H199V158H196V154H197V152H198V150L200 151V149L198 148L197 149V147L195 146ZM202 145V146H201ZM59 146V147H58ZM64 147V148H63ZM181 147H180V149H181ZM211 147V148H210ZM214 147V148H213ZM4 148V149H3ZM49 148H51V147H49ZM55 148H57V149H55ZM67 148H68V150H67ZM161 148V147H160ZM196 148V149H195ZM55 149V150H54ZM206 149H208V150H206ZM213 149V150H212ZM7 150L5 151V152H7ZM9 150V151H10ZM181 150V151H182ZM190 150V151H189ZM232 150V151H231ZM236 150V151H237ZM244 150V149H243ZM2 152L3 154H1V156L2 155H5L4 153L5 152ZM7 152L8 153V157L10 158V156L12 155L13 156V151L12 152ZM65 151V152H64ZM203 151V150H202ZM211 151V152H210ZM1 152V151H0ZM42 152V151H41ZM41 152H38L39 154H37V156L39 155V156H41ZM44 152V151H43ZM42 152V154H44ZM85 153L84 154H86L87 152L86 151H84ZM201 152V151H200ZM232 152V153H231ZM9 153H11V155L9 154ZM26 154H27V152H26ZM29 154V153H28ZM28 154H27V157H25L24 155L22 156V159H24L25 160V163H28V162H26V159L28 158ZM36 154H35V156H36ZM182 154H183V152H182ZM200 154V153H199ZM63 155V156H62ZM64 155H66V156H64ZM144 155V154H143ZM213 155H215V153H213ZM12 156H11V159H12ZM29 156H30V154H29ZM35 156H32V157H35ZM70 156V157H69ZM137 156H142V155H140V154H138V155H136L135 157H137ZM194 156V157H193ZM199 156V155H198ZM5 157H7L6 155H5ZM7 157V158H8ZM31 157V158H32ZM43 157H44V155H43ZM43 157H42V159H41V161L43 160V163H44V159H43ZM135 157H133V158H130L129 157V159H127L126 161H125V163L124 164H126V165H128V164H130V163H132V162H134L136 159H135ZM185 157V158H184ZM3 158V157H2ZM36 158V157H35ZM62 158V159H61ZM64 158V159H63ZM190 158V159H189ZM3 159H6V158H3ZM2 159V160H3ZM29 159V160H28ZM27 159V161H29V163L31 164V167L33 166L32 164H36V162L38 161H35L36 159H39V161H40V157H37L34 161L35 162H33V163H31L30 162V158H28ZM88 159V158H87ZM187 159H188V161H187ZM248 159H249V161H248ZM1 160V157H0V162H2L3 163V161ZM6 160H9V159H6ZM24 160H23V162H24ZM32 160V159H31ZM64 160V161H63ZM81 160H84V158L83 159H81ZM202 162H200V161ZM246 160H247V162H246ZM12 161V160H11ZM40 161V162H41ZM85 161H86V158H85ZM61 162V163H60ZM200 162V163H199ZM242 162V163H241ZM7 163V161L5 162L4 161V163L3 164H6ZM8 163H10V162H8ZM38 163V162H37ZM68 163V164H69ZM73 163H70L71 164V167L74 165ZM235 163H237V164H235ZM239 163V164H238ZM1 164V163H0ZM2 164V165H3ZM24 164V163H23ZM41 163H38V165H40ZM63 164H65V163H63ZM65 164V165H66ZM86 164H88V163H86ZM196 164V165H195ZM241 164V165H240ZM25 165V167H23V169L24 170H26V169H28V168H30V167H28V168H26L27 167V165L26 164H24ZM196 167H195V166ZM4 166V165H3ZM3 166H1L0 165V167H3ZM30 166V165H29ZM198 166V167H197ZM206 166V167H205ZM240 166V167H239ZM42 167H44V166H42ZM41 167V168H42ZM45 167H46V165H45ZM57 167V169H59ZM65 166H63V168H64ZM201 167V168H200ZM243 167V168H242ZM26 168V169H25ZM33 168V167H32ZM38 168V170H39V168H40V166H38L37 167V164H36V167H34V169H37ZM40 168V169H41ZM62 168V169H63ZM109 168V167H108ZM203 168L205 169V170H203ZM31 169V168H30ZM30 169H28V172H27V170L26 171H24V172H27V173H33L35 170L33 169V171H31ZM61 169V168H60ZM62 169H61V171H62ZM65 169V168H64ZM207 169V170H206ZM29 170L31 171V172H29ZM66 170H69L70 171V169H67V167H66ZM106 170H107V168H106ZM128 169H126V171H127ZM166 170V171H165ZM216 170V171H215ZM40 171V170H39ZM39 171H37V172H39ZM42 171V170H41ZM175 171V172H174ZM203 171H205V172H203ZM209 171H211L210 173H208ZM36 172V171H35ZM43 172H44V170H43ZM120 172V171H119ZM122 172V171H121ZM26 173V174H27ZM0 174L2 175V176H0L1 178H3V176L5 175V174H2L1 173V171H0ZM23 174V173H22ZM22 174H20V175H22ZM35 174V173H34ZM36 174H38V173H36ZM40 174V173H39ZM38 174V176H39V178H41L42 176V173H41V175H39ZM178 174V175H177ZM216 174V176L217 177H214V175ZM18 175V174H17ZM20 175H18L17 176V180L16 181H18L19 180V177H20ZM29 175V174H28ZM32 176L31 177H33L34 175L33 174H31ZM44 175V174H43ZM181 175H182V177H181ZM26 175H23V178L25 177ZM30 176V175H29ZM29 176H26L25 178H27V184L26 185H28L27 187H29V188H27V187H24V188H26V189H24L23 187H22V190H20V192L19 193H21L23 190H25V191H27L28 190V192H26V199L28 198V196H29V198L26 200L25 199V197H24V195H22V194H20V198H17L16 196H15V192H13L14 193V196L16 197H14L15 198V200L16 199H18V200H16V201H18V202H20V204L22 203H24V202H26V205H27V201H33V200H35V202H33V206H32V202L31 203H28L29 204V206L31 207V208H35L36 210H38V209H40V210H38L37 212H39V213H43V212H46L48 209H49V207H50V204H48L49 205V207H48V205H46L48 202H51V201H48V202H45V201H47V200H52L53 198H58V196L60 197V195L62 194H59V195H57V193H51V194H49L50 193V190H49V188H48V190H46L45 189V185H44V183L43 182H45V180H43V182L41 181L42 180V178H41V180L40 181H38V179H37V181H36V178H35V176L33 177V178H35V180L32 178V180L30 181V184H29V180L28 179H30V177ZM37 176V175H36ZM170 176H172V177H170ZM5 177V176H4ZM16 177V176H15ZM15 177H14V179H15ZM22 177V176H21ZM20 177V179H22ZM116 177H118V175L116 176ZM153 177V176H152ZM221 177V178H220ZM9 178V177H8ZM7 178V179H8ZM25 178H24V180H25ZM125 177L124 176H122V175H119V177L117 178V179H119V181H122L123 179H124ZM150 178V177H149ZM148 178V179H149ZM154 178V177H153ZM182 178V179H181ZM4 179V178H3ZM13 179V180H14ZM43 179H44V176H43ZM168 179V180H167ZM2 180V179H1ZM24 180H19V182H13V184H14V186H12L11 188V192L13 191V190H15V188H19L20 187V185L22 186V185H25V184H21L20 182H24ZM3 181V180H2ZM5 181V180H4ZM33 181H35L36 183H40V182H42L43 183V185H42V183H40V185H38V187H36V186H34L33 184H36V183H34ZM114 182L115 184H117V185H119V183L120 182ZM166 181H168V182H166ZM1 182V181H0ZM7 182H9V180H7V181H5L4 183L7 185ZM32 182V183H31ZM163 182H166V184H168V186L166 185V184H163L162 185V183ZM2 183V182H1ZM16 183L18 184V185H16ZM101 183H103V182H101ZM32 184V185H31ZM115 184H113L114 186H115ZM132 184H133V182H132ZM149 184V185H148ZM230 184V185H229ZM30 185V186H29ZM172 185V186H171ZM208 185H209V187L211 188V187H213V188H211V189H209V187H208ZM232 185V186H231ZM33 186V187H32ZM70 185H68L67 184V190L68 191H64L63 192V194L61 195V196H63V197H60V198H62V204L64 205L65 203H67V204H65L64 205V208H67V207H70L71 209L74 207L75 209H77V210H75V211H71V209L70 208H68V209H66V210H69V211H71V213L72 214H74L73 216H69V217H65V218H61V219H56V220H53V221H51L50 220V222H48V223H50L49 224V226L50 225H53V227H55V226H60V225H62V226H60V227H65L66 226V228L65 229H61L60 231L58 230V231H54V230H48V231H46V233L44 232V236H40L41 238L43 237V239H44V242H45V250H44V254H47V256L48 257H50L49 255H51L50 254V252H51V246H52V244H48V242H46V241H49V239L51 240V241H53V243L55 244V245H57L58 246V244H59V246H60V248L61 247H65V246H68V245H66L65 244V242H63V240L65 239H68V241L67 242H69L70 243V241L69 240H71L76 234H80V232H78V231H76L74 228H72L73 226H77V225H80V226H83L84 227V230H80V231H82L81 232V235H79L78 234V236H75V237H77V238H75L73 241L74 242H76L77 243V241L79 240L78 238H82V235H83V233H84V235H85V233H89V231H87L88 229L87 228H89V227H86L85 228V225H87V224H91L92 222H96V224H97V222H99L100 223V221H106V220H108L106 217L107 216H109V215H99V214H96V215H90L89 217H88V215H86L85 216V213H81V209H79V207H80V204H79V200H77V197H80V196H76V194L78 193V191H77V189H75L76 190V192H75V190H73V188L71 187H69ZM165 186V187H164ZM263 186V187H262ZM31 187V188H30ZM44 187V188H43ZM69 187V188H68ZM113 187V186H112ZM133 187H135V188H133ZM168 187V188H167ZM201 187V188H200ZM261 187V188H260ZM21 188V187H20ZM33 188V189H32ZM39 188V189H38ZM40 188H41V193H43L42 192V190L43 191H48L47 193L45 192V201H44V194H42L41 196H40V194H38V192L36 193V191L37 190H40ZM115 188V187H114ZM124 188H126V189H124ZM133 188V190H130V189H132ZM168 189V190H166V189ZM200 188V190H198ZM204 188V189H203ZM214 188H215V190H214ZM7 189V190H6ZM5 189V186L2 184V185H0V197H2V198H0V204H2V203H4V201L5 200H7V202H9L8 201V199L10 200L11 198H12V196H10V193L11 192H8L9 190H8V188H6ZM34 190V191H32V190ZM202 189V190H201ZM209 189V190H208ZM212 189L214 190V191H212ZM17 190V189H16ZM15 190V191H16ZM70 190H71V193H69L70 192ZM135 190V192L136 193H133V192H130V191H134ZM203 190H204V192L205 193H207L208 191L209 192H211V193H214V192H216L217 193V195H216V193L214 194V196H216L215 197V199L217 198V199H219V201H217V202H212V204H210V205H206L205 203H200L201 205L200 206H198V198L197 197H199V193H202L203 192ZM7 191V192H6ZM138 191V192H137ZM143 191V192H142ZM145 191H147V192H145ZM161 191H163V192H161ZM164 191H165V193H164ZM198 191V192H197ZM202 191V192H201ZM52 192V191H51ZM255 192H256V194H255ZM5 193H7V196H9L10 198H8L7 196L5 197ZM16 193H18V192H16ZM23 194L25 193L24 191L22 192ZM73 193V194H72ZM130 193H132V194H130ZM221 195H220V194ZM264 193V192H263ZM48 194V195H47ZM134 194H138V195H136V196H134ZM255 194V195H254ZM17 195V194H16ZM78 195V194H77ZM236 195V196H235ZM253 195V196H252ZM18 196H19V194H18ZM218 196V197H217ZM255 196V197H254ZM21 197H24L23 199L21 198ZM185 198V197H188L187 199H190V200H192L193 202H195L194 204H193V202H192V206H191V204H189V206H177V199H179V198ZM254 197V198H253ZM69 199V200H67V199ZM214 198V197H213ZM256 198V199H255ZM23 200V202L22 201H19V200ZM33 199V200H32ZM64 199H65V201H64ZM133 199L136 201H133ZM157 199V200H156ZM195 201H194V200ZM238 201H237V200ZM26 200V201H25ZM40 200V201H39ZM61 200V199H60ZM71 200H72V202H71ZM77 200V201H76ZM68 201V202H67ZM74 201V202H73ZM6 202V201H5ZM69 202H71V203H73L72 204V206L71 205H69L70 203ZM155 202V203H154ZM59 203H61V202H59ZM134 203V204H133ZM136 203H138V204H136ZM146 203V204H145ZM152 203V204H151ZM198 203V204H197ZM61 204V205H62ZM75 204V205H74ZM78 205V207H77V205ZM46 205V206H45ZM66 205H67V207H66ZM139 205H140V207H141V210L142 211H140V208H139ZM145 205V206H144ZM154 207H152V206ZM194 205V206H193ZM27 207V212H31V208L30 207ZM150 207H151V209H150ZM30 208V209H29ZM111 208H117V206H113V207H111ZM143 208V209H142ZM204 209H206V210H208V211H211V212H217L218 214H221V212H222V214H221V217H222V219H220L221 220V223H222V221L225 223H222V225H223V228L225 229V232H226V235H227V233H228V237L230 238V240L231 241H229V244L225 241V240H222L220 237H222V235L220 236V232H219V230H218V232H219V234H217V226L215 227V226H213L212 225V227H211V223H210V221H207V222H204L206 225L207 224H209V225H205L204 223H202V227L204 228V229H202V227H201V229L198 231V232H196V233H193V234H191L190 232H194V229L192 228V227H194V224H189V223H193L194 221H192V220H194V219H192L191 221H187V219L189 218L190 219V216L191 217H193V215H196V214H199V213H201V211H203ZM210 209V210H209ZM30 210V211H29ZM42 210V211H41ZM54 210H55V208H54ZM56 210H57V208H56ZM115 211H117V210H115ZM228 211H231L230 212V214L228 215ZM232 211H234V213L236 212V213H240V212H243V216H242V213H240L239 215H235L234 213H233V215L231 214L232 213ZM228 212V213H227ZM245 212V213H244ZM253 213V212H257L256 214L257 215H255L254 214V216H244V214H246V213ZM226 213V214H225ZM131 214V215H130ZM136 214V215H135ZM168 215H174V216H178V217H180L181 218V216H182V222H183V220H185V223H187V224H182V222L180 223V219H179V222L178 223H180L179 224V226L180 227H183V228H181L182 229V231H183V233H182V231H181V229H180V227H179V230H178V228L176 229H174V228H172V227H175V225L174 224H176V223H174L173 221L171 222V223H169V224H171L170 226H169V224H166L165 226L164 225H162L161 223V225L159 226V224H158V228H156L155 226H157V224L155 225V224H152V225H154V226H152V227H150L149 226V222L148 221H146L145 219L148 217V219H152V217L153 218H157V217H165V216H168ZM223 215V216H222ZM126 217V218H125ZM185 217V218H184ZM220 217V218H221ZM223 217H225V219L223 218ZM252 217V218H251ZM254 217V218H253ZM184 218V219H183ZM246 218V219H245ZM122 219H124L123 221L124 222H122ZM128 219V223L126 222V220ZM137 219H140V220H145V221H139V220H137ZM147 219V220H148ZM188 219V220H189ZM224 219V220H223ZM93 220V221H92ZM117 220V221H116ZM121 220V221H120ZM133 222H132V221ZM34 220H32V221H27V223L28 222H33ZM40 221H42V220H40ZM187 221V222H186ZM38 222H39V220H38ZM42 222H46V221H42ZM131 222V223H130ZM139 222V223H138ZM189 222V223H188ZM201 222V221H200ZM83 223V224H82ZM98 223V224H99ZM134 223V224H133ZM172 223H174V224H172ZM3 224V223H2ZM32 226H36V227H39V226H44L45 224H47V223H43V224H41V223H35V224H33V223H30ZM77 224V225H76ZM136 224V225H135ZM73 225V226H72ZM125 225V226H124ZM141 225V226H140ZM192 225V226H191ZM135 226V227H134ZM176 226H178V224H176ZM186 226V227H185ZM210 226V227H209ZM225 226V227H224ZM78 227V226H77ZM96 227V228H95ZM100 227V228H99ZM104 227V228H103ZM168 227V228H167ZM122 229L121 231H120V229ZM146 230H145V229ZM150 228H152L153 229V231L152 230H150ZM215 228V229H214ZM71 229V230H70ZM83 229V228H82ZM106 229H107V227H106ZM116 230V231H114V230ZM133 229H134V231H133ZM149 229V230H148ZM162 229V230H161ZM184 229V230H183ZM186 229V230H185ZM190 230V229H193L192 231H190V232H188L187 230ZM213 229V230H212ZM229 229V230H228ZM91 230H90V232H91ZM102 230V231H101ZM113 230V231H112ZM119 230V231H118ZM139 230L141 231V232H139ZM177 230V231H176ZM54 231V232H53ZM105 231V232H104ZM118 231V233H116ZM150 231H152V232H150ZM178 231H181L180 232V235L181 234H183L185 237H181L180 235H179V232ZM184 231H185V233H184ZM211 231V232H210ZM233 231V232H232ZM49 232H53V233H49ZM60 232H61V234H60ZM76 232H78V233H76ZM107 232V233H106ZM111 232V233H110ZM119 232H121V233H119ZM149 232V233H148ZM154 232V233H153ZM176 232V233H175ZM212 232H214V233H212ZM49 233V234H48ZM55 233V234H54ZM64 233V234H63ZM108 234V235H106V234ZM113 235L114 234V236H112V238H111V235ZM124 233V234H123ZM189 233H190V235H189ZM209 233H212L211 235L209 234ZM216 233V234H215ZM53 234V235H52ZM68 234V235H67ZM115 234H117L118 236H116ZM120 234V235H119ZM155 234V235H154ZM178 234V235H177ZM188 234V235H187ZM206 234H208V236H206ZM232 235V237H231V235ZM84 235H83V237H84ZM99 235V236H98ZM101 235V236H100ZM132 235V236H131ZM139 235V236H138ZM182 235V236H183ZM194 236V237H192L193 239H195L196 238V240L193 242V244L194 245H192L193 246V252L191 253V254H188V255H185L186 254V252H185V250H183L182 248H181V246H180V242L182 243V241L184 240V241H186V239H187V237H189V236ZM205 235V236H204ZM71 236V237H70ZM121 236H122V238H121ZM136 236V237H135ZM179 236V237H178ZM203 236V237H202ZM210 236V237H209ZM213 236V237H212ZM214 236L216 237L215 239H214ZM217 236H219V237H217ZM39 237V238H40ZM56 237V238H55ZM103 237V238H104ZM134 237V238H133ZM153 237V238H152ZM157 237V238H156ZM173 237V238H172ZM206 237V238H205ZM104 238V239H105ZM197 238H198V240H197ZM201 238V239H200ZM202 238L204 239V240H202ZM208 238H211L210 240L208 239ZM213 238V239H212ZM223 238V237H222ZM236 238H239V239H236ZM56 239V240H55ZM155 239V240H154ZM161 239V240H160ZM175 239H176V242H174L175 241ZM206 239V240H205ZM72 240H71V242H72ZM84 240H86V239H84ZM83 240V241H84ZM132 240H133V242H132ZM138 240H139V242H138ZM140 240H142V241H140ZM157 240V241H156ZM182 240V241H181ZM236 240V241H235ZM240 240H242L241 241V243H242V245L240 244ZM81 241H82V239H81ZM87 241V240H86ZM112 243H111V242ZM131 241V242H130ZM145 243H144V242ZM196 241H198V242H196ZM200 241V242H199ZM205 241V242H204ZM208 241L210 242V243H208ZM215 241V242H214ZM239 243H238V242ZM66 242V243H67ZM130 242V243H129ZM138 242V243H137ZM196 242V243H195ZM47 243V244H46ZM52 243V242H51ZM64 243V244H63ZM68 243V244H69ZM73 243V242H72ZM114 243V244H113ZM142 243H144V245L142 244ZM176 243V244H175ZM179 245H178V244ZM202 243V244H201ZM218 243V245H216ZM117 244V245H116ZM137 244V245H136ZM233 244V245H232ZM115 245V246H114ZM119 245V246H118ZM143 245V246H142ZM151 245V246H150ZM206 245V246H205ZM209 245V246H208ZM211 245V246H210ZM237 245V246H236ZM246 247H244V246ZM112 246V247H111ZM113 246H114V248H113ZM121 246V247H120ZM135 246L137 247V248H135ZM153 249V250H151V248ZM178 246H180V247H178ZM198 246V247H197ZM204 246V247H203ZM105 247H106V245H105ZM115 247H117V248H115ZM144 249H143V248ZM227 247V248H226ZM239 247V248H238ZM243 247H244V249H243ZM113 249V250H111V249ZM119 248V249H118ZM138 248L140 249V250H138ZM147 248V249H146ZM223 248V249H222ZM249 248V249H248ZM129 249H130V251H129ZM132 249H133V251H132ZM136 249H137V251H139V252H137L136 251ZM142 249H143V251H142ZM148 251H146V250ZM196 249V250H195ZM242 249H243V251H242ZM106 250H107V252H106ZM135 250V251H134ZM224 250V251H223ZM238 250V251H237ZM126 251H128V252H126ZM144 251H146V252H144ZM177 251V252H176ZM178 251H180L179 253H178ZM184 251V252H183ZM222 251V252H221ZM227 251V252H226ZM119 252L121 253H123V255H125V253H126V256H124V257H119ZM142 252V253H141ZM151 252H155L156 253V255H155V253L153 254V253H151ZM183 252V253H182ZM224 252V253H223ZM238 252V253H237ZM240 252V253H239ZM48 253H49V255H48ZM132 253V254H131ZM140 253V254H139ZM185 255V257L182 255ZM208 253V254H207ZM226 253V254H225ZM229 253H230V255H229ZM97 254H98V257H96L97 256ZM142 254H144V255H142ZM149 254V255H148ZM151 254V255H150ZM247 254V255H246ZM255 254H256V256H255ZM5 255V257H6V254H4ZM3 255V256H4ZM90 257H89V256ZM103 255V256H102ZM108 255V256H107ZM118 255V256H117ZM121 255V254H120ZM128 255H131L132 257H136V258H138L139 257V259H135V260H133L132 261V259H130V258H132V257H127ZM146 256L145 257V259H143V257H142V259L143 260H141L140 259V256ZM153 255V256H152ZM158 255V256H157ZM228 255H229V257H228ZM242 255L244 256V257H242ZM1 256H2V254H1ZM0 256V264H4V262H6L7 260H8V258L6 257H1ZM46 256V255H45ZM46 256V257H47ZM85 256H87V257H89V258H87V257H85ZM150 257V258H148L147 259V257ZM155 256V258H152V257H154ZM173 256V257H172ZM179 256H183L182 258H180ZM188 256V259L186 258ZM189 256H190V260H189ZM254 256H255V258H254ZM46 257H44V259H46ZM104 257V258H103ZM158 257V259H156ZM178 257V259H181V260H178V259H176L175 260V258H177ZM226 257V258H225ZM240 257V258H239ZM5 258V259H4ZM118 258H120V259H118ZM125 258V259H124ZM126 258H127V260H126ZM160 258V259H159ZM173 258V259H172ZM186 258V259H185ZM222 258H225V259H222ZM232 258V259H231ZM242 258L244 259L243 260V262L245 261V263H243L241 260H242ZM248 258H250V259H248ZM253 258H254V260H253ZM4 259V260H3ZM7 259V260H6ZM47 259H49V258H47ZM46 259V260H47ZM94 259V260H93ZM128 259H130L129 261H128ZM152 259V260H151ZM162 259V260H161ZM167 259V260H166ZM192 259V260H191ZM221 259H222V261H221ZM246 259V260H245ZM95 260H96V262H95ZM139 260H141V261H139ZM147 260H149V261H152V262H149V261H147ZM175 260V261H174ZM183 260V261H182ZM226 260V261H225ZM228 260V261H227ZM229 260H231V261H229ZM233 260V261H232ZM249 260V261H248ZM45 261V260H44ZM134 261H136V262H134ZM139 261V262H138ZM169 261V262H168ZM171 261V262H170ZM191 263H190V262ZM253 261V262H252ZM108 262V263H107ZM111 262V263H110ZM154 262H156V263H154ZM158 262V263H157ZM183 262V263H182ZM222 262H225V263H222ZM252 262V263H251ZM257 262V263H256ZM260 262V263H259ZM45 264L47 263V261L46 262H44Z\"/></svg>","mask_w":264,"mask_h":264}]
</instances>
